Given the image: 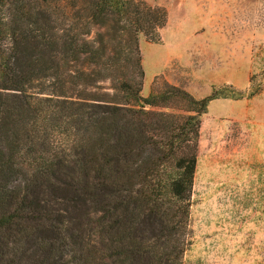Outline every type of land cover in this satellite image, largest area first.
I'll return each instance as SVG.
<instances>
[{"label": "trees", "instance_id": "trees-1", "mask_svg": "<svg viewBox=\"0 0 264 264\" xmlns=\"http://www.w3.org/2000/svg\"><path fill=\"white\" fill-rule=\"evenodd\" d=\"M166 21L143 0H0V264H183L215 94L142 95L139 35ZM176 98L195 113L149 108Z\"/></svg>", "mask_w": 264, "mask_h": 264}, {"label": "rangeland", "instance_id": "rangeland-1", "mask_svg": "<svg viewBox=\"0 0 264 264\" xmlns=\"http://www.w3.org/2000/svg\"><path fill=\"white\" fill-rule=\"evenodd\" d=\"M143 1L167 21L158 39L139 35L142 95L168 85L215 94L200 119L183 264H264V0ZM191 106L176 98L149 108L186 115Z\"/></svg>", "mask_w": 264, "mask_h": 264}]
</instances>
